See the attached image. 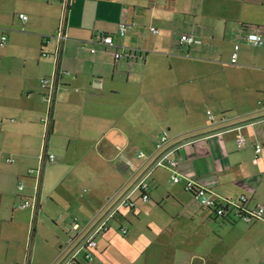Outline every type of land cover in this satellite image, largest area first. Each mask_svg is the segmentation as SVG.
Returning a JSON list of instances; mask_svg holds the SVG:
<instances>
[{"label":"crops","instance_id":"1","mask_svg":"<svg viewBox=\"0 0 264 264\" xmlns=\"http://www.w3.org/2000/svg\"><path fill=\"white\" fill-rule=\"evenodd\" d=\"M20 13L28 19L20 18ZM61 17L62 0H0V264H35L25 235L12 246L6 240L19 224L20 211L31 209L19 203L36 192V175L29 170L40 167L44 148L42 118L49 105L42 99L41 80L58 70L63 71L62 84L53 104L48 151L54 153L50 140L65 139L66 157L85 158L94 152L104 159L118 139L124 144L117 149L124 152L121 165L114 168L119 182L112 194L101 202L90 198L65 206L67 217L62 215L61 224L55 222L60 233L42 251L45 264H62L128 195L135 205L120 207L112 218L114 226L109 221V229L96 236L90 264H102L103 251L117 229L131 234V244L138 249H146L150 259L145 257L143 264H264V220L248 223L217 216L186 189L193 179L226 198L247 196L250 208L264 205V45L246 39L251 31L264 35V0H73L69 36L59 45ZM145 21L160 34L149 35ZM121 23L129 24L125 36L119 35ZM99 32L113 35L124 56L116 59L117 48L99 41ZM184 32L206 41L184 50L177 44ZM238 43V61L232 63ZM34 49L39 51L37 63L31 55ZM70 50L76 54L71 59L65 55ZM182 52L194 54L187 58L194 69L188 76L193 78L190 82L199 80L201 88L178 90L173 89L178 83L170 82L165 97H145L140 87L150 61L170 62ZM54 55L53 67L44 68L42 62ZM132 78L139 80L138 92L132 102H125L121 97L129 93ZM224 84L249 91L247 103L231 101ZM119 96L122 101L116 100ZM209 110L215 120L209 118ZM164 130L169 140L159 148ZM239 133L244 144L237 141ZM179 145L181 181L173 182L171 169L153 164L161 153ZM137 150L146 156L138 158ZM8 151L18 158L15 164L8 160L11 157L4 163ZM127 159L133 164L127 166ZM50 163L42 166L37 214L31 209V235L37 232L34 225L43 208L45 167ZM149 170L150 199L144 200L136 186ZM19 179L25 180L22 190H17ZM74 216L81 225L77 230L71 226ZM139 224L149 234L138 231ZM99 235L106 241L98 240Z\"/></svg>","mask_w":264,"mask_h":264},{"label":"rangeland","instance_id":"2","mask_svg":"<svg viewBox=\"0 0 264 264\" xmlns=\"http://www.w3.org/2000/svg\"><path fill=\"white\" fill-rule=\"evenodd\" d=\"M144 23L150 31L149 35H153L154 33L150 29L149 22L145 21ZM100 25L102 24L100 23ZM177 30L180 33L182 28H178ZM158 34H160V32ZM205 41L206 40L203 39V43ZM70 51L71 52L67 51V54L65 53L69 59L76 55L73 50ZM31 55H33V58L37 63V58L39 56L38 49H34L33 54L31 52ZM178 55L181 56L179 59H173L170 60V62L169 60L164 59L154 62L150 61L146 68V72H144L145 74L143 75L146 76L145 79L142 77L144 84H141L140 87H144L143 90L146 91L145 97H149L151 94L156 97H165L167 95L165 90L170 87V82H174V84L175 82L178 83L176 87L173 86V89L178 88V90H194L198 87L201 88L199 80H196L195 83L190 82L193 78L188 76L190 74L189 72L194 69L187 58H191L194 54L189 55L182 52ZM51 58V61L42 62L41 65L46 69L51 65L53 67V62H55L54 60L56 56H51ZM216 59L219 60L218 57ZM150 73L154 74L153 77H150L149 75L147 76V74ZM138 84V79H131V82L128 85L129 93L125 92L121 97L123 101H133L135 97L134 93L138 92ZM230 86L231 85L227 84L223 85L224 92L229 98H231V101L237 100L238 105L244 101L247 103V95L249 94V91L245 90V88L231 89ZM162 89L164 90L163 92H161ZM201 90L197 93L198 97L202 95ZM116 100H120V96L119 98H116ZM65 141V139H61L55 141V143L53 140L48 142L56 159L45 167V177L41 196L43 208L39 211V214L36 217V225H34L37 232L31 235V209H22L20 211L19 224L14 226V229L10 232L12 239L7 238L6 240V243L12 246L16 243L17 239L21 240L22 235H25V243L31 248L35 264H45L44 261L41 260L42 251L48 240H54L53 236L60 233L61 229L55 225V222L61 224L62 215L64 216L66 214L65 217H67L68 212H65V206L71 207V205H77L78 202L86 203L90 198L95 199L96 202H101L105 200L109 194L113 193L116 182H119L118 175L115 174L114 168H118V166L121 165V156H123L121 153L118 154L119 149H117V145H123L124 143L118 139H114V149L112 148V151L110 150V154H108L106 158L101 159L96 156L94 152L90 154L86 153L87 156L85 158H83L84 155L79 157L71 154L66 157L62 151L66 145ZM6 157H13L14 159L10 162L14 164L18 159H16L15 153L12 151L3 154L4 163ZM110 157H114L112 158L113 160L109 159ZM37 207L34 211L35 215L37 214ZM26 223L28 225L26 227V233L24 234L23 231ZM110 224L114 226V219L110 220ZM52 231L54 233L56 232L55 235H53ZM138 231L144 232V234H149L145 225L142 224L138 225ZM112 234L113 236L108 250L103 251V256L105 258L102 259V264H143L145 257H148L146 249H138L137 245L131 244V234L128 233L127 235H123L118 229ZM106 239L105 235H99L98 237V240L102 242H105ZM102 242L101 247L104 245ZM148 259L150 258L148 257Z\"/></svg>","mask_w":264,"mask_h":264},{"label":"built area","instance_id":"3","mask_svg":"<svg viewBox=\"0 0 264 264\" xmlns=\"http://www.w3.org/2000/svg\"><path fill=\"white\" fill-rule=\"evenodd\" d=\"M73 0H62V17L59 22V26L57 29L56 37L58 40L59 45H62V42H64L68 38V14L71 9ZM20 18L23 20L28 19V15L25 13L19 14ZM134 23V22H133ZM129 24L127 23H121L119 27V35L125 36ZM153 33L158 34L159 29L156 27L150 28ZM98 40L103 42L104 44L108 46H115L117 48V44L115 42L114 36L108 33H101L99 32ZM3 41L7 39L6 35L2 36ZM246 39L249 43L261 46L264 45V35L261 33V31H251L247 32ZM203 43L202 38L198 37L196 34L191 32H184L181 33L177 39V44L179 47L184 49H189L193 46L200 45ZM240 44L235 45V50L232 54L231 61L232 63H236L238 61L239 57V50ZM95 48H92V51H95ZM115 58L119 59L122 56H124V53L122 50H118V48L115 51ZM63 71L58 70L55 73L44 76L41 80V87L43 88L44 92L42 93V99L46 101L49 105L48 114L42 118V122L45 126V141H44V148L42 149L39 157H40V167L39 168H31L29 170V174H35L36 180H37V187L36 192L31 197H25L21 200L19 203V206L21 208H27L30 207L32 211L34 212L37 204H38V195H37V189L38 184L41 180L42 176V166L45 163H50L52 161H55L56 156L54 153H51L47 149V140H48V134L51 130L52 125V113H53V104L55 102L57 90L59 86L62 84L61 82V74ZM209 118L211 120L216 119V115L213 114L210 110L208 111ZM224 118L228 117L227 113H224L222 115ZM237 129H240V126L237 127ZM169 140V132L167 130H164L157 142V146L160 148L163 146L164 143H166ZM237 141L240 144H244L245 139L241 133L237 136ZM181 146H176L175 148L165 151L161 153L156 160H154L153 168L156 167H165L168 169H171L172 174V181L173 182H180L181 181V174L179 172V164H180V157L178 156L179 150ZM262 149L261 145H257V152H260ZM119 151L121 154L123 153V149L119 147ZM177 154V155H176ZM136 156L140 159L144 158L146 156V152L144 150H137ZM9 161H12L13 159L8 158ZM133 161L132 159L126 160V165H132ZM152 168V169H153ZM152 170H149L146 172L142 177L139 179L136 188L141 190L142 198L144 200L150 199V182H149V176L151 174ZM25 187V180L19 179L17 183V190H22ZM186 189L189 190L195 197V199L198 201V203L204 207L210 208L213 210V212L220 217H237L245 222H252L254 220H264V205H260L254 208H250L248 206V198L245 195H241L239 199L233 200L230 198L223 197L214 191L208 189L204 185L200 184L196 180L190 179L186 183ZM135 205V202L130 198V196L124 197L117 208L111 212L106 218L101 220L96 224V226L93 228L91 233L84 239L82 244L62 263V264H90V262L93 260V250L97 247L98 242L96 240V236L106 230L109 229V221L114 218L116 212H118L119 208L122 206H130L133 207ZM71 226L73 229L77 230L80 228V221L77 216L72 217L71 220ZM123 233L127 232V229H122ZM81 253L83 255H81ZM16 264H27L26 261L16 263Z\"/></svg>","mask_w":264,"mask_h":264},{"label":"trees","instance_id":"4","mask_svg":"<svg viewBox=\"0 0 264 264\" xmlns=\"http://www.w3.org/2000/svg\"><path fill=\"white\" fill-rule=\"evenodd\" d=\"M225 218H227V217H225Z\"/></svg>","mask_w":264,"mask_h":264}]
</instances>
